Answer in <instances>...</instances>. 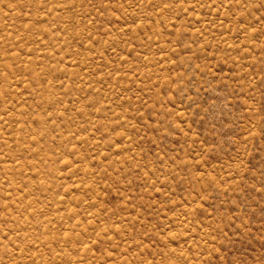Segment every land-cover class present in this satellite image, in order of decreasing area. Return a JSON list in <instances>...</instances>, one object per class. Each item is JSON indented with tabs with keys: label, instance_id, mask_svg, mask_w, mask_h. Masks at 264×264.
I'll return each instance as SVG.
<instances>
[{
	"label": "rangeland",
	"instance_id": "rangeland-1",
	"mask_svg": "<svg viewBox=\"0 0 264 264\" xmlns=\"http://www.w3.org/2000/svg\"><path fill=\"white\" fill-rule=\"evenodd\" d=\"M0 264H264V0H0Z\"/></svg>",
	"mask_w": 264,
	"mask_h": 264
}]
</instances>
